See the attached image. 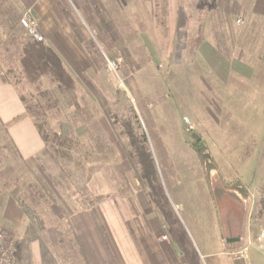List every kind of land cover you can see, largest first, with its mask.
I'll return each mask as SVG.
<instances>
[{
    "label": "rangeland",
    "instance_id": "374dc122",
    "mask_svg": "<svg viewBox=\"0 0 264 264\" xmlns=\"http://www.w3.org/2000/svg\"><path fill=\"white\" fill-rule=\"evenodd\" d=\"M51 4L49 37L15 0L0 18V80L28 113L13 123L28 115L69 140L64 156L45 143L25 161L0 117V229L18 246L17 264H85L69 217L100 216L108 202L134 231L159 221L177 249L205 254L203 264L213 253L240 264L244 251L264 264V17L253 13L256 0ZM22 19L60 46L76 90L44 84L48 93L38 96L25 80ZM203 22L205 40L191 58L188 39ZM128 125L155 161L153 185L131 161Z\"/></svg>",
    "mask_w": 264,
    "mask_h": 264
},
{
    "label": "crops",
    "instance_id": "0c3cea01",
    "mask_svg": "<svg viewBox=\"0 0 264 264\" xmlns=\"http://www.w3.org/2000/svg\"><path fill=\"white\" fill-rule=\"evenodd\" d=\"M15 1L19 13L30 14L39 22L41 30L47 33L48 37L50 35L48 33L53 34L56 31L52 0ZM6 2L7 0H0V18L8 13L4 5ZM253 11L255 15L264 17V0H256V8ZM4 22L1 20L0 26ZM53 46L63 58L60 46L58 44ZM260 54V61L264 64V46L261 47ZM246 70L248 75L256 73L253 67H247ZM23 111L28 114L23 103L16 97L13 87L0 80L1 121L9 125L11 139L22 160L27 161L44 148L45 142L40 136L36 123L30 121L28 115L25 119L13 123L14 115ZM102 208L100 216L94 215L91 210H84L75 212L69 217L75 242L85 264H203L205 254L199 258L192 249H177L159 221L157 224H149L148 231L137 232L130 228L128 220L124 218L118 207L108 202ZM163 236H167V240L171 242L163 240ZM250 253V251L242 252L239 263L255 264ZM207 255L211 257L210 264H237L235 260L230 263L224 259L216 261L215 253Z\"/></svg>",
    "mask_w": 264,
    "mask_h": 264
},
{
    "label": "trees",
    "instance_id": "16d2710c",
    "mask_svg": "<svg viewBox=\"0 0 264 264\" xmlns=\"http://www.w3.org/2000/svg\"><path fill=\"white\" fill-rule=\"evenodd\" d=\"M204 40L205 24L203 22L199 25L197 32L190 35L188 39L187 49L191 58L195 56ZM18 61L25 80L35 89L38 96L48 93L43 88L44 84H48L50 87H57L63 92L74 91L77 88L76 78L67 68L63 58L53 47L43 41L34 40L31 37L23 38L20 42ZM28 112L32 113L29 108ZM36 126L51 153L54 156H62V154L64 156L66 153H64L63 149L68 143L67 141H69L67 137L57 133L50 135L43 129V126L39 124H36ZM126 128V134L130 138L128 148L131 161L139 170L142 181L153 185L152 178L157 176L155 161L144 145V140L142 142L137 140V136L130 125L126 126ZM196 151L201 157L205 155L199 146ZM18 259L17 254L16 264Z\"/></svg>",
    "mask_w": 264,
    "mask_h": 264
},
{
    "label": "built area",
    "instance_id": "2783aa9c",
    "mask_svg": "<svg viewBox=\"0 0 264 264\" xmlns=\"http://www.w3.org/2000/svg\"><path fill=\"white\" fill-rule=\"evenodd\" d=\"M241 22V21H240ZM21 26L26 28L30 33V37L34 40L43 41V36L33 22L27 19L21 20ZM122 59L113 61L112 66H118ZM163 240H167V236H163ZM18 254V246L10 240L9 236L0 229V264H16Z\"/></svg>",
    "mask_w": 264,
    "mask_h": 264
}]
</instances>
